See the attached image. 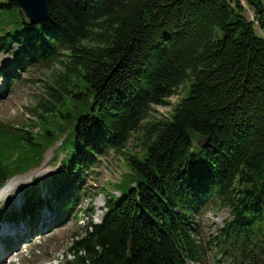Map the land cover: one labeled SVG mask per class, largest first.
Wrapping results in <instances>:
<instances>
[{"label":"trees","instance_id":"trees-1","mask_svg":"<svg viewBox=\"0 0 264 264\" xmlns=\"http://www.w3.org/2000/svg\"><path fill=\"white\" fill-rule=\"evenodd\" d=\"M244 1L254 20L240 0H49L32 24L0 0V53L17 47L0 67L7 85L31 66H64L29 108L37 131L0 119V190L59 134L52 158L65 151L49 192L26 190L0 218L33 227L45 209L55 225L82 210L87 224L59 264H202L209 251L264 264V37L254 29H264V4ZM181 87L166 118L147 120L143 154L125 155L119 194L92 222L84 170L111 149L123 154L152 105L171 104ZM213 202L229 218L202 237L198 217Z\"/></svg>","mask_w":264,"mask_h":264},{"label":"rangeland","instance_id":"rangeland-1","mask_svg":"<svg viewBox=\"0 0 264 264\" xmlns=\"http://www.w3.org/2000/svg\"><path fill=\"white\" fill-rule=\"evenodd\" d=\"M233 4L235 0H228ZM264 4V0H261ZM244 7V16L253 19V10L244 1L240 0ZM256 34L264 37V29L260 28L257 21L254 22ZM17 47L9 53H0V67L12 64ZM62 58V57H60ZM63 64L58 61L35 65L20 72V79L15 80L11 85H7L5 77L0 75V119L15 126L28 125L32 131H37L39 127L29 125L33 117L29 108L35 106L40 97L46 96L48 86L55 85V79L59 69H63ZM184 88L169 98L171 104L152 105L148 118L141 121V129L132 132L128 138L122 153L109 150L104 155H97V161L89 169L84 170L86 174V194L83 196L81 209L91 204L93 213L92 222H98L104 211V203L108 194L118 196L119 192L115 184L123 181V176L128 173L125 155L127 153L141 156L143 154L142 130L148 119H163L171 112V105L174 104L183 93ZM63 134L46 148L43 153L41 163L25 173L13 176L8 181L13 188L9 194L0 197V207L5 205L8 209L18 208L22 203L25 191L32 187L43 195L46 189L51 186V176L62 161L65 151L62 150L56 159H53V151L58 147ZM125 183V180H124ZM8 184V185H9ZM7 185V186H8ZM117 199V197H116ZM42 219L37 221L33 227H29L25 222L17 223L5 221L0 218V264H59L64 260L65 255L71 258L68 252L73 239L83 231V226L87 224L88 215L82 210L76 214H70L57 224H51L50 212L41 210ZM202 237L214 234L223 221L229 218L228 208L219 205L218 202L207 204L201 215L198 217ZM7 227V228H4ZM5 229V230H4ZM12 237V243L5 246L2 238ZM202 264H231L223 257L213 258L209 251Z\"/></svg>","mask_w":264,"mask_h":264},{"label":"water","instance_id":"water-1","mask_svg":"<svg viewBox=\"0 0 264 264\" xmlns=\"http://www.w3.org/2000/svg\"><path fill=\"white\" fill-rule=\"evenodd\" d=\"M19 12L32 24L45 20L48 16L49 0H14Z\"/></svg>","mask_w":264,"mask_h":264},{"label":"bare ground","instance_id":"bare-ground-1","mask_svg":"<svg viewBox=\"0 0 264 264\" xmlns=\"http://www.w3.org/2000/svg\"><path fill=\"white\" fill-rule=\"evenodd\" d=\"M9 184V183H8ZM7 184V185H8ZM4 186V188H2L0 190V197L1 196H6L7 194H9V192H11L13 190V188L10 186V184L8 186Z\"/></svg>","mask_w":264,"mask_h":264}]
</instances>
